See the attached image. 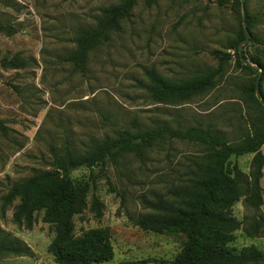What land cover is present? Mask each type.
<instances>
[{
    "label": "rangeland",
    "instance_id": "rangeland-1",
    "mask_svg": "<svg viewBox=\"0 0 264 264\" xmlns=\"http://www.w3.org/2000/svg\"><path fill=\"white\" fill-rule=\"evenodd\" d=\"M120 0H0V205L1 197L33 169H48L49 148L69 145L78 151L111 138L124 130H149L159 125L184 131L201 127L223 134L229 142L246 131L247 120L258 110L244 94L243 84L256 74L230 59L215 88L180 104L154 103L148 93L149 71L180 81L199 76L217 65L209 52L233 55L228 49L242 25V14L255 18L250 30L264 40V0H157L151 7L138 1L120 30L95 47L83 71L65 57L76 48L80 29L95 26L101 10ZM247 29V25H246ZM10 31V32H9ZM244 31V29H243ZM239 43L247 62L258 57L264 65V47ZM19 57L24 68H4V58ZM251 65V64H250ZM264 95V80L261 83ZM257 97V96H256ZM260 102V95L257 97ZM198 145L165 140L146 151L141 159L129 155L104 168H85L72 173L74 181H88L104 204L96 220L88 211L74 217V231L108 228L113 258L109 264L171 262L185 236L143 231L133 219L145 214L141 201L163 195L185 173L188 161L201 154ZM264 156V145L261 148ZM252 155L231 157L245 174ZM260 181L263 203L246 208L242 199L232 207L239 221L264 215V167ZM16 202L13 203L15 205ZM12 208L0 215V227L27 244L33 257H12L8 264H55L47 252L53 237L42 212L31 230L11 222ZM231 247L250 245L264 253V231L249 238L234 233Z\"/></svg>",
    "mask_w": 264,
    "mask_h": 264
},
{
    "label": "trees",
    "instance_id": "trees-1",
    "mask_svg": "<svg viewBox=\"0 0 264 264\" xmlns=\"http://www.w3.org/2000/svg\"><path fill=\"white\" fill-rule=\"evenodd\" d=\"M138 1L151 7L157 0H120L101 10L95 26L80 29L76 37L75 50L65 57L75 70L85 69L88 54L110 35L120 30L121 23L128 19ZM219 4L230 0H216ZM238 4L239 0H232ZM250 32V41L264 47V40L250 30L255 18L245 14ZM1 31L8 27L0 24ZM10 32V31H9ZM246 35L240 28L236 38L229 43L230 53L210 51L217 60L214 68L199 76L171 81L149 71L148 93L154 103L180 104L192 97L213 90L227 62L234 58L235 64L251 74H259V95L264 100L261 83L264 80V65L258 57L246 61L238 52L239 43ZM247 62V63H246ZM4 68L20 69L26 63L19 57L4 58ZM251 64V65H250ZM243 84L248 99L258 107L247 120V128L235 141L229 142L223 134L189 127L184 131L159 125L149 130H124L111 138L78 151L69 145L57 150L49 148L48 169H33L31 175L14 182L1 197L0 215L12 208L11 222L18 229L31 230L36 215L42 212L41 220L48 224L53 237L47 246L55 264H109L113 258L108 228H94L77 235L74 217L88 210L96 220L104 214V204L96 196L88 181H74L72 173L88 169L90 177L94 168L115 164L121 157L133 155L139 159L150 148L165 140L192 142L202 151L188 161L185 173L172 183L163 195L152 200H142L145 214H139L133 222L143 231L159 235H184L180 252L171 262L156 264H264V253L250 245L236 249L230 244L234 233L241 230L249 238H259L264 231V215L244 217L239 221L232 214L233 205L242 199L246 208L259 209L263 203L260 181L263 177L264 156V107L255 95V79ZM6 129L0 120V131ZM252 155L249 173H243L231 157ZM16 202L15 205L13 203ZM12 257H33V251L20 239L13 237L0 227V264H8Z\"/></svg>",
    "mask_w": 264,
    "mask_h": 264
},
{
    "label": "water",
    "instance_id": "water-1",
    "mask_svg": "<svg viewBox=\"0 0 264 264\" xmlns=\"http://www.w3.org/2000/svg\"><path fill=\"white\" fill-rule=\"evenodd\" d=\"M240 2H241V5H242L243 4V0H240ZM242 25H243L244 33L246 35V40H247L249 38V34L247 32V29H246V22H245L244 14H242ZM238 52H239V54H241L240 53V47H238ZM252 67H255V68L259 69V74L257 75V77L255 79V83H254V85H255V95L258 97L259 96L258 81H259V78H260L261 70H260V68L258 66H253L252 65ZM260 104L264 107V100L261 99V98H260Z\"/></svg>",
    "mask_w": 264,
    "mask_h": 264
}]
</instances>
